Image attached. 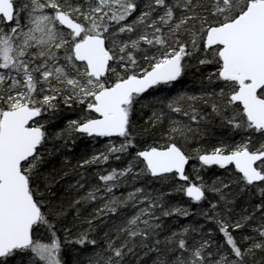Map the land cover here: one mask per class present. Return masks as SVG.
<instances>
[{
  "label": "snow or ice",
  "instance_id": "obj_1",
  "mask_svg": "<svg viewBox=\"0 0 264 264\" xmlns=\"http://www.w3.org/2000/svg\"><path fill=\"white\" fill-rule=\"evenodd\" d=\"M0 264H264V0H0Z\"/></svg>",
  "mask_w": 264,
  "mask_h": 264
},
{
  "label": "trees",
  "instance_id": "obj_2",
  "mask_svg": "<svg viewBox=\"0 0 264 264\" xmlns=\"http://www.w3.org/2000/svg\"><path fill=\"white\" fill-rule=\"evenodd\" d=\"M190 83V77L189 76H185L180 83L176 84L174 88L171 89V94H175L176 90L178 89H182L185 85H188ZM61 119L57 122L56 127H63L64 123L66 122L67 119H74L76 118V113L73 112L70 109L64 108L63 105H61ZM107 143V140L105 138H101L100 141L98 143L95 144V147L97 149H101L103 147L104 144ZM195 147V145H193ZM88 151V154H91V145H87L85 144V142L83 141H78L77 143V147L74 149V154L76 156L81 155L82 151ZM75 162V161H73ZM120 165H118L117 163H111L109 164L107 167L111 168V167H119ZM188 168V172L191 173L192 171L190 170L189 165L187 166ZM221 173L219 171L216 172V175H220ZM213 175V171H209L207 173V177H211ZM210 182V181H209ZM166 190V189H165ZM120 193L117 192V195H119ZM179 200V197H174L173 201L176 202ZM205 207H207V203L205 202L204 204ZM191 211L195 212L196 208L195 206H193L191 208ZM193 219H195L193 217ZM190 221L187 218H182L178 221V223L181 224H186L189 223ZM202 222V221H201ZM168 223H172V221H168ZM212 225H209V227H211Z\"/></svg>",
  "mask_w": 264,
  "mask_h": 264
},
{
  "label": "rangeland",
  "instance_id": "obj_3",
  "mask_svg": "<svg viewBox=\"0 0 264 264\" xmlns=\"http://www.w3.org/2000/svg\"><path fill=\"white\" fill-rule=\"evenodd\" d=\"M190 170L192 171L191 163L189 164Z\"/></svg>",
  "mask_w": 264,
  "mask_h": 264
}]
</instances>
